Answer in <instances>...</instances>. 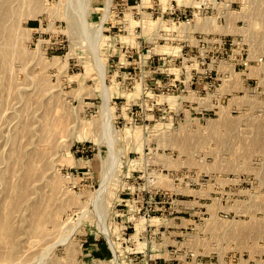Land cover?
Returning <instances> with one entry per match:
<instances>
[{"label": "rangeland", "instance_id": "1", "mask_svg": "<svg viewBox=\"0 0 264 264\" xmlns=\"http://www.w3.org/2000/svg\"><path fill=\"white\" fill-rule=\"evenodd\" d=\"M6 263L264 264V0H0Z\"/></svg>", "mask_w": 264, "mask_h": 264}, {"label": "built area", "instance_id": "2", "mask_svg": "<svg viewBox=\"0 0 264 264\" xmlns=\"http://www.w3.org/2000/svg\"><path fill=\"white\" fill-rule=\"evenodd\" d=\"M182 15H183V17H184L183 19H186V22H189V21H190V20H189V16H190V15L187 14V9L184 10V12L182 13Z\"/></svg>", "mask_w": 264, "mask_h": 264}, {"label": "bare ground", "instance_id": "3", "mask_svg": "<svg viewBox=\"0 0 264 264\" xmlns=\"http://www.w3.org/2000/svg\"><path fill=\"white\" fill-rule=\"evenodd\" d=\"M7 264V263H6Z\"/></svg>", "mask_w": 264, "mask_h": 264}]
</instances>
